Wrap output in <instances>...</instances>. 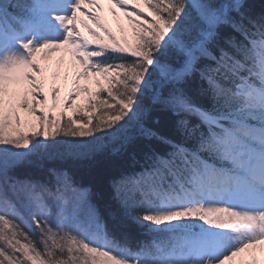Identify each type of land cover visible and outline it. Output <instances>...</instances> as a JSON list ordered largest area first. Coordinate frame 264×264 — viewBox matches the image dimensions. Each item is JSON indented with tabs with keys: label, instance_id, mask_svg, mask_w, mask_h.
<instances>
[{
	"label": "snow or ice",
	"instance_id": "snow-or-ice-1",
	"mask_svg": "<svg viewBox=\"0 0 264 264\" xmlns=\"http://www.w3.org/2000/svg\"><path fill=\"white\" fill-rule=\"evenodd\" d=\"M112 138L133 170L106 217L66 170L14 175ZM0 264H264V5L0 0Z\"/></svg>",
	"mask_w": 264,
	"mask_h": 264
},
{
	"label": "trees",
	"instance_id": "trees-1",
	"mask_svg": "<svg viewBox=\"0 0 264 264\" xmlns=\"http://www.w3.org/2000/svg\"><path fill=\"white\" fill-rule=\"evenodd\" d=\"M250 2L258 9L261 5H264V0H250ZM130 34L132 33L130 32ZM104 97H106V93L104 94ZM173 119L174 117L168 113L153 111L148 123L158 134L174 138L171 133V122ZM155 121L159 122L156 123ZM60 139L71 140L72 138L61 137ZM105 140L102 142L104 150L98 152L93 159L49 157L41 160L39 166H24L17 169L14 175L19 179H32L47 182L49 179L47 172L48 169L60 168L66 170L72 175L77 186L89 190V198L91 202L97 205L100 209L105 210L104 215L106 217V209L112 202L111 181L114 178H118L124 172H131L133 170V165H131L120 154H116L112 151V149L116 147L115 138ZM146 143H150L152 146L161 149L165 147L160 145L156 140ZM69 149L70 145L61 144L56 146L55 151L64 153ZM135 169L139 170V166L135 165ZM108 227L110 231H114L111 221L108 222ZM127 230L130 233L133 245H135L137 241H147L151 239L149 235L143 234L144 230L135 226H130Z\"/></svg>",
	"mask_w": 264,
	"mask_h": 264
},
{
	"label": "rangeland",
	"instance_id": "rangeland-1",
	"mask_svg": "<svg viewBox=\"0 0 264 264\" xmlns=\"http://www.w3.org/2000/svg\"><path fill=\"white\" fill-rule=\"evenodd\" d=\"M150 15V14H149ZM105 19L108 23L109 28L112 30V32L115 34L116 39L118 41L124 40L126 39L128 41L129 44H134L135 40L134 37L132 36V34H130L131 32V28L128 25L127 21H124L122 18L119 21V23L116 21L115 18L111 17L107 11H105L104 13ZM121 27H123V32L121 31ZM67 60V57L65 58ZM101 79V84L104 85L106 87V84L103 80V78ZM105 93H102V96H104ZM81 99H83V97H81ZM75 118V117H74ZM79 139V138H77ZM109 140V139H108ZM107 141V140H105Z\"/></svg>",
	"mask_w": 264,
	"mask_h": 264
},
{
	"label": "bare ground",
	"instance_id": "bare-ground-1",
	"mask_svg": "<svg viewBox=\"0 0 264 264\" xmlns=\"http://www.w3.org/2000/svg\"><path fill=\"white\" fill-rule=\"evenodd\" d=\"M60 55V53L54 54L55 57H58Z\"/></svg>",
	"mask_w": 264,
	"mask_h": 264
}]
</instances>
